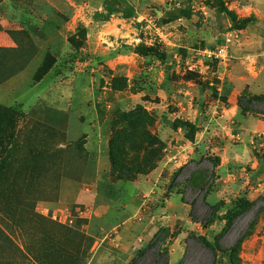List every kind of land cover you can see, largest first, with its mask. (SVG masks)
Listing matches in <instances>:
<instances>
[{"label": "rangeland", "instance_id": "obj_1", "mask_svg": "<svg viewBox=\"0 0 264 264\" xmlns=\"http://www.w3.org/2000/svg\"><path fill=\"white\" fill-rule=\"evenodd\" d=\"M3 32L0 264H264V0H0Z\"/></svg>", "mask_w": 264, "mask_h": 264}, {"label": "trees", "instance_id": "obj_2", "mask_svg": "<svg viewBox=\"0 0 264 264\" xmlns=\"http://www.w3.org/2000/svg\"><path fill=\"white\" fill-rule=\"evenodd\" d=\"M254 101H262V99L261 98H254V99H247V98H245V97H241L240 99H239V106L240 107H242V108H245V109H247L248 111H250L252 108H251V104L254 102ZM204 178H205V176H204ZM203 177L201 178V176L200 177H197V179H201V180H203L204 179ZM193 187L194 188H196V189H203V185H201V182H193ZM237 202L239 203V205L241 204H244V202L242 201V200H237ZM236 202V203H237ZM251 204H253V202L252 203H250V206H251ZM211 207V209H212V211H211V213H210V216L207 218V220L203 223V226L204 227H206L214 218H216V214H215V206H210ZM241 207H243V206H241ZM241 207H240V209L238 210V211H236V212H234V214H230V212H228V214H227V222L225 223V227H224V230H223V232L220 234V237L231 227V225H232V223H233V220H234V218L241 212V211H243L244 209H247L246 207H244L243 209H241ZM199 239L202 241V243L205 245V246H207L208 248H209V250H211V252L213 253V255L215 254V249H216V246L218 245V243L216 242V243H214V244H212V243H210V242H208L204 237H202V236H200L199 237ZM218 241V240H217ZM232 254H234V256L232 257V264H237V260H236V258H235V250H233V252H232Z\"/></svg>", "mask_w": 264, "mask_h": 264}, {"label": "crops", "instance_id": "obj_3", "mask_svg": "<svg viewBox=\"0 0 264 264\" xmlns=\"http://www.w3.org/2000/svg\"><path fill=\"white\" fill-rule=\"evenodd\" d=\"M0 40L2 41L1 43H0V45H3V46H5V47H8V46H11L12 44H11V42H12V40H11V38L8 36V34L7 33H5V32H3V33H0ZM12 78H14V77H11V78H9V79H7L4 83H6L7 81H9V80H11ZM15 79V78H14ZM264 79V76L262 77V78H260L259 80V84H260V86H261V84H262V80ZM14 81V80H13ZM12 81V82H13ZM11 82V83H12ZM8 83V82H7ZM260 86H258V85H256V87H260ZM238 109H239V107H237V105L235 104V105H231L230 107H227V108H224V110H225V113L227 114V115H229V117L230 116H232V115H234V114H237V112H238ZM263 115V114H262ZM247 123H248V121H247ZM256 126H257V128H258V126H259V128L260 129H263V131H264V121L263 120H260V119H257V122H256V124H255ZM238 136V135H237ZM240 165V164H239ZM256 165V164H255ZM260 164L257 162V170L255 171V172H261V171H263L264 169L262 168V166H259ZM244 167V166H243ZM256 167V166H255ZM261 169V170H260Z\"/></svg>", "mask_w": 264, "mask_h": 264}, {"label": "built area", "instance_id": "obj_4", "mask_svg": "<svg viewBox=\"0 0 264 264\" xmlns=\"http://www.w3.org/2000/svg\"><path fill=\"white\" fill-rule=\"evenodd\" d=\"M230 39L227 38V42L229 41ZM226 49H227V44H224L222 46H220L217 50L218 54H220L221 56H224V54H226Z\"/></svg>", "mask_w": 264, "mask_h": 264}]
</instances>
